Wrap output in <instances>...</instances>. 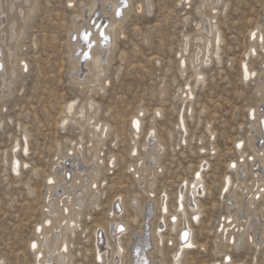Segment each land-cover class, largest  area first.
<instances>
[{
    "label": "rangeland",
    "instance_id": "374dc122",
    "mask_svg": "<svg viewBox=\"0 0 264 264\" xmlns=\"http://www.w3.org/2000/svg\"><path fill=\"white\" fill-rule=\"evenodd\" d=\"M33 1L32 11L25 14L28 18L24 31L14 42L15 74L8 90L0 94L2 264H36L39 248L36 224L41 222L46 209L47 175L53 172L56 160L78 149H82L80 152L86 161L91 160L96 150L100 175L92 187L99 197L93 204L89 192L84 206L77 208V215L71 209L66 212L68 215L64 214L74 215L78 220L74 234H68L72 264H115L111 260L115 246L112 234L108 236L110 252L102 260L96 257L98 245L95 244L101 242L100 246L107 247L105 235L117 220L125 226L120 240L128 248L142 225L138 211L148 201V196L154 204L148 221L151 246L147 252L151 264H222L227 253L232 261L224 264H264V229L259 241L255 240V246L246 241L249 228L242 217L236 219L234 215L228 227L241 234L242 243L232 247L230 238L225 241L221 254L215 250V238L217 241L221 225L229 220L226 218L228 204L233 200L238 209L242 208L245 195L249 199L250 191L264 188V176L257 187L253 174L261 166L264 175V154L259 148L254 149L248 140L257 119L249 114L258 109L261 101L257 82L264 70V0H220L216 5L201 0H150L149 10L146 0H127L126 14L117 26L120 29L113 30L116 39L112 42L107 69L98 80L99 89L71 76L74 68L70 42L75 15L81 14L91 0ZM139 4L142 10L137 9ZM108 6L111 8V3ZM200 10L214 15L213 22L221 40L214 55V37L211 36L209 62L199 65L203 80L196 83L190 59L205 32L198 26L202 20ZM254 30L260 33L257 38L253 36ZM184 38L189 46L183 53ZM244 61L251 72L247 78L242 71ZM74 100V112L91 100L97 102L95 120L107 124L106 134L100 140H96L87 124L81 127L71 119L60 126L66 117V104ZM136 115L141 120L139 135L130 124ZM79 116L77 113L76 118ZM148 132L155 133L162 152L153 173V184L145 185L150 190L147 195L142 181L151 166L143 149ZM23 137L27 138V143ZM110 158H114L112 166H108ZM15 159L20 163L17 173L12 170ZM230 161L243 166L242 176L228 166ZM138 167H143L141 175L136 172ZM198 172L205 187L204 192L196 196L199 216L195 220L188 188ZM227 177L230 178L228 188ZM181 189L184 216L179 208L176 210ZM263 197L264 191H261L254 204L247 199L253 214L263 210ZM161 199L167 205L163 215L165 226L159 219L164 214L159 209ZM60 209L58 219L63 215ZM172 214L177 216V226L172 222ZM186 220L193 228L196 244L184 250L180 261L174 263L173 256L180 247L179 224L188 228ZM240 222L243 224L239 225ZM158 225L163 239L157 244L151 234ZM99 236L101 240L97 243ZM31 241L38 244L34 250L29 248ZM125 250L122 259L115 258L116 264L127 263Z\"/></svg>",
    "mask_w": 264,
    "mask_h": 264
},
{
    "label": "bare ground",
    "instance_id": "6f19581e",
    "mask_svg": "<svg viewBox=\"0 0 264 264\" xmlns=\"http://www.w3.org/2000/svg\"><path fill=\"white\" fill-rule=\"evenodd\" d=\"M202 1L209 2L211 3V5H216L217 2L220 3V0H201V2ZM110 3L112 7L108 8L109 7L108 5ZM33 4H34L33 0H0V94L4 95L5 90H8V87L10 85L9 83L10 79L15 74L16 70L13 65L14 64L13 56H14V50L16 44L14 42L18 38V36H20L21 33L24 31V27L26 24L25 19L28 16V15L26 16L25 14L26 13L29 14L32 11ZM128 5L129 4L127 0H126V7H123L121 5V0H91L88 6L82 9L81 14L78 13L79 15H75L76 20L74 21V27L72 31L73 39L70 42L71 57L74 68L71 74L72 79L77 81L79 79H82L83 82L86 81L90 85L93 84L95 88L97 87L98 89L101 88L98 86V80L107 69L112 42H114V40L116 39V32H113V30L114 28H117V26L119 25V21L124 18L127 11L126 8ZM145 6L147 7L148 10L150 9L151 6L150 0L145 1ZM117 9H120L121 12L120 15L116 14ZM137 9L142 10L143 9L142 4H139L137 6ZM202 11L200 10V16L202 17L201 18L202 20L199 21L198 26L199 28L203 29L205 32L201 34L198 43L194 48L193 57L190 59L192 63V68L194 70V80L196 83L203 80L202 78L203 72L200 71L199 65L206 64L207 62H209L208 55H210L209 53L211 46V40H210L211 36L214 37V45H213L214 55H216L217 50L219 49L218 44L220 43L221 40L219 29L216 23H214L215 21L213 22V19L215 18L214 15L212 14L206 15ZM121 16L122 18H120ZM118 29L120 28L118 27L117 30ZM101 32H103V36H101ZM86 33H90V35H88L87 42H85V40L82 38V34H86ZM111 33H113L112 34L113 38L110 39ZM121 33L122 31H119V34ZM104 36L108 38L106 41L104 40ZM253 36H255L256 38L260 36L258 30H254ZM261 38H262V34H261ZM89 44H91V47L88 46ZM188 46H189L188 40L185 39L182 45L181 52L184 53L185 51H187ZM251 50L253 49L251 48ZM181 63L182 66H184L185 64L184 57L181 58ZM242 64L244 66L242 70L244 77L247 78L251 76V72L247 68V64L245 63V61ZM262 68H264V64ZM257 92L260 96L261 101L258 109L257 110L253 109L249 114L251 118H257V119L255 121V124L254 125L252 124L253 131L252 134L249 136L248 140L250 145L254 149L259 148V150H262V153L264 154V70L262 71L261 76L258 78ZM75 104H76L75 100L70 101L66 104L65 106L66 117L60 122V126H65L64 124H66L68 120L72 119L75 120L81 127L84 126V124H87V126L90 127L91 132L95 135L96 140L98 139L100 140V138L104 137V135L106 134L107 124L95 120L98 109L96 106L98 105L97 102L91 100L90 102L87 103V105L80 107L78 112H74ZM155 111L159 112V110H155ZM77 113H80L78 119L80 118L84 119L83 121L81 122L78 121V119L76 118ZM85 117H87V119H85ZM130 124L134 133L138 134L137 132H139V130L141 129L140 117L137 115L134 116ZM26 137L23 138L27 143L26 140L28 137L27 138ZM160 143L161 142L158 141L157 137L155 136V133L154 134L152 133L150 135V132H148V134H146V139L144 140L143 143L144 144L143 149L145 148V153H146L145 155L151 160V166L148 168L149 174L143 176L142 183L144 184V192H146L147 195L148 192H150V190H148L146 186H148V184L149 185L153 184L152 183L153 173L157 170V167L159 166L158 159L161 156V152H162L161 151L162 146ZM15 146H17V144ZM80 150L82 149H78L76 153L67 154L65 156L63 155V157H60L59 159L57 156L58 160L54 162L55 167L53 172L50 175H47L48 176L47 179L49 182L47 184L48 185L47 193H46L47 204H45L46 209H44V211L42 212L43 217L41 219V222L36 224L37 242L39 243V248L35 256L36 264H72V260H71L72 256H70V254L68 253V249H69L68 234L69 233L74 234L73 228L77 227L78 220L74 218V215L73 216L69 215L68 217L64 214H67L66 212H68L71 209L74 210L75 214L77 215L79 211L77 208L84 206L85 197L86 195H88L89 192L91 193L90 196L91 198L89 200H94L92 202L93 204H96V200L99 197L98 191L94 187H92L93 185H96L97 178L100 175L99 157L96 155V150H95L93 151L94 154L92 155L91 160L86 161L83 158ZM17 159L14 160L12 165V170L14 171V173L18 172L20 166L19 160ZM112 160H114V158H110V162H108V166H112ZM142 160L143 159L141 158V161ZM100 162H102V160H100ZM262 162H264V159H262ZM137 165L138 164H136V166ZM228 166L233 170L235 169L238 172V174H240L241 176L243 175L244 168L243 166H241V164L238 165V162L230 161L228 163ZM142 168L138 167L136 170V172L139 175H141L140 173ZM262 169L263 168L259 166V168H257L253 173L256 176L254 180V185H257V187H260L259 181L264 176ZM139 175L137 177H139ZM237 180H238V176H237ZM203 182L204 180L202 181L201 175L198 172L197 175L194 174V178L190 182V187L188 188V193L191 196L194 203L192 208L190 207V204L188 206L192 210H195L194 211L195 220H197L199 216V211L196 210L198 208L196 196H199L198 194L204 192L205 186L203 187ZM229 182H230V178L227 177L226 178L227 188L229 186ZM143 184H140V186H142ZM261 191H264V188ZM261 191L260 190H258L257 192L250 191L249 199L247 198L248 196L245 195V201L243 202V207L241 206L242 208L239 207L238 209V207L236 206L237 204L233 200L230 204H228L227 206L228 215H226V218H228L229 220H227V222H224V224L221 225L222 228L216 236L217 241L215 238L216 252L221 254L223 252L225 241L226 242L229 241L230 238L232 241L231 242L232 247L236 245L238 247V245H240L243 241L240 233L231 231V229L229 230L228 228L229 226H231V222H232L231 219L233 218L234 215L236 216V219H238L237 217L240 218L242 217L243 219L247 220L249 230L247 233L248 237H246V241H251L253 244H255V246H257V241L255 240L259 241L260 234L264 229V206H263V210L260 211L258 214L256 213L255 215L253 214L252 208L249 207V203L247 202V199L249 202H251L250 204H254L256 195L259 196ZM165 197L166 194L164 198ZM177 197L178 199L176 200L177 201L176 210L179 208L180 213L182 212V215L184 216L186 215V212L183 203L184 193L182 189L178 192ZM150 198L151 196H148V201H145V204L141 206L142 208L140 209V211H138L141 213L142 225H140V230L138 234H136L135 237L128 244V248L124 247L120 240V238H122L120 236L124 233V232L122 233L121 231L125 230V226L121 222L114 220L115 222H113V224L110 226V229L108 230L109 231L108 234L105 235L107 239L106 240L107 247L100 246L101 242L98 243V241L101 240L100 236L97 239L98 244H95V246L98 245V250L96 254V257L98 259L102 260L104 255L108 256V251L110 248L109 246H111L109 245L110 242H108V236L109 234H112V239L114 241L115 246L113 249L114 252H112L114 253L113 254L114 256L112 257L111 260H113L115 264L117 263V261H115L117 259L116 257L121 258L125 249H127L125 250V252L127 251L126 253H128L127 254L128 258L125 257L127 258V263L125 262L126 264H151L149 259L150 254L149 252H147L148 248L151 246L150 245L151 237H150L148 221L153 215L154 204L152 205ZM120 199L122 200V198ZM132 202H134V204H138L136 200H132ZM113 205L115 206L114 203ZM159 206H160L159 207L160 213H164L162 214V216L159 217V219L163 220L165 226L166 225L164 221L165 216L163 215H165V212L167 211L166 201L164 199H161L159 202ZM59 208H61L60 210H62V213L61 212L59 213L63 214L61 215L62 217L61 219H58ZM115 209L119 211L117 205ZM238 210H240V212H238ZM133 212L136 215L138 214L136 210H134ZM238 213H240L241 216H239ZM110 214H112V212H110ZM171 217L173 219L172 222H174L175 225L177 226L178 225L177 224L178 219L176 218L177 216L175 214H172ZM186 221L188 223V228H185L184 226L182 227V224H179L180 226H179L178 246L180 247L173 256L174 263H178L180 261L184 250L193 247V245L196 244V241L194 240V236L192 234L194 232L190 224V221L189 220ZM241 224H243V222L239 223V225ZM97 233L98 232H96V234ZM185 233H187L186 239L184 238ZM151 236H154L157 244L159 242H162L163 233L159 225L153 229V234H151ZM37 242L31 241L29 248L31 250H34L38 245ZM263 243H264V238H263ZM33 245H35V247H33ZM223 258L225 259H223L222 264L228 261H232L228 253L225 254ZM0 264H2V260H0ZM213 264H217V263H213Z\"/></svg>",
    "mask_w": 264,
    "mask_h": 264
},
{
    "label": "snow or ice",
    "instance_id": "6c2138e0",
    "mask_svg": "<svg viewBox=\"0 0 264 264\" xmlns=\"http://www.w3.org/2000/svg\"><path fill=\"white\" fill-rule=\"evenodd\" d=\"M121 5L123 7H126V0H121ZM117 15H120L121 12H120V9H117V12H116ZM88 35H90V33H86V34H82V38L85 40V42L88 41ZM101 36H103V32H101ZM108 38L106 36H104V40L106 41ZM89 47H91V44L88 45ZM175 219V218H174ZM187 237V233L184 234V238L186 239ZM33 247H35V245H33Z\"/></svg>",
    "mask_w": 264,
    "mask_h": 264
}]
</instances>
